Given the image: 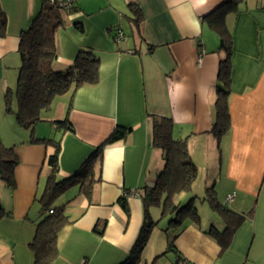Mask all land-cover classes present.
<instances>
[{"label": "crops", "instance_id": "0c3cea01", "mask_svg": "<svg viewBox=\"0 0 264 264\" xmlns=\"http://www.w3.org/2000/svg\"><path fill=\"white\" fill-rule=\"evenodd\" d=\"M41 1L0 0L7 20L0 37V113H5L6 90L16 86L21 31ZM227 1L75 0L77 11L63 16V27L56 33L53 67L65 70L79 51L90 50L99 59V78L55 98L30 136L16 121L12 125L0 120L18 159L15 187L0 180L5 212L0 220V264H33L29 243L42 215L38 199L54 148L31 143L32 136L59 143V179L75 175L102 146L90 199L73 185L55 203L66 205L69 223L57 238L58 255L52 264H124L146 222L143 198L164 166L162 150L151 142L150 115L169 118L173 137L186 140L197 167L194 182L202 183L203 198L212 188L225 205V197L234 193L225 206L248 217L225 250L205 233L211 226L223 229L211 209L215 217L207 223L199 215L197 222L185 219L181 226L169 227L171 217H166L161 228L151 230L139 264H264V0H240L225 18L232 39L230 127L217 138L212 132L215 89L225 54L219 50V35L204 17ZM130 4L139 9L137 25L130 19ZM74 24H81L83 31L77 32ZM115 28L122 39H115ZM66 116L71 131L52 125ZM117 127L129 131L123 139L105 144ZM187 195L178 194L174 202L183 205ZM159 212V207H151V220H162ZM148 249L155 254H144Z\"/></svg>", "mask_w": 264, "mask_h": 264}, {"label": "trees", "instance_id": "16d2710c", "mask_svg": "<svg viewBox=\"0 0 264 264\" xmlns=\"http://www.w3.org/2000/svg\"><path fill=\"white\" fill-rule=\"evenodd\" d=\"M240 0H228L212 13L204 17L209 28L219 35V50L225 54L219 64L214 100V122L212 132L215 137L223 136L230 127L228 111V96L230 93V54L231 34L225 24L228 14L236 11ZM68 3V7L66 5ZM75 0H42L39 10L29 26L21 31L18 53L20 67L16 86L13 90L7 89L4 95L5 114L13 115L19 127L30 130L31 135L37 123L41 122V114L47 111L53 100L66 93H74L83 85L95 84L99 78V59L90 50L79 51L71 66L65 70H56L53 67L57 59L56 33L63 27L64 15L77 11ZM130 19L137 25L140 12L134 4L129 5ZM7 20L0 7V37L5 34ZM77 32H82L81 24H74ZM151 142L154 147L163 152V169L157 174L154 185L144 196L145 219L135 243V247L124 264H139L140 253L146 244L151 230L157 222L151 220L149 209L160 208V217H171L168 226L179 227L185 219L193 222L199 220V214L194 206V199L179 205L174 198L180 193H188L197 175V167L192 161L185 139L175 138L172 135V122L164 116L150 115ZM52 125L62 131H71L68 117L52 122ZM129 129L117 127L105 144L123 139ZM31 143L52 144L53 154L47 158L50 173L38 202L42 215L35 225V232L29 248L33 253V264H52L58 255L57 238L66 224L69 223L65 215V204L55 207L54 203L68 188L77 185L80 192L90 199L92 186L97 181L95 169L101 162L102 146L97 148L90 157L83 162L79 171L70 178H58L59 143L50 139H35ZM18 159L14 155V147H6L0 139V180L13 189L15 187L14 171ZM99 169V168H98ZM202 201L207 202L223 222V229L218 230L211 226L205 233L213 238L221 250H225L247 214H239L229 210L214 197L212 188L206 191ZM121 207L126 210V201L120 199ZM49 210L52 213H48ZM5 212L0 206V220ZM171 245V244H170Z\"/></svg>", "mask_w": 264, "mask_h": 264}, {"label": "rangeland", "instance_id": "374dc122", "mask_svg": "<svg viewBox=\"0 0 264 264\" xmlns=\"http://www.w3.org/2000/svg\"><path fill=\"white\" fill-rule=\"evenodd\" d=\"M123 24H126V21H124ZM0 120L2 122H4V123H7V121H9L10 123H12V125L13 124L16 125L15 124V118H14V116L13 115H10V114L0 113ZM46 125H48V124H46ZM9 129H11V128H9ZM23 129L25 130V128H23ZM3 130H6V125L5 124L3 125ZM50 130H51V128H50ZM25 131H27L28 132V136H30V130L27 129ZM0 132H2V134H0V139L4 143L3 145L6 146V147H11L12 146V143L10 142V137H8L9 138V142H8V139H6V133L4 134L3 131H2V129H1V123H0ZM12 135H13V132H12V130H10V136H12ZM194 181H193L192 185L195 183V189H193L192 186H191V190L188 193H186V194H189V196L188 195L186 196L187 199H185L186 201H184L183 204H185L189 199H194V202H193L194 203V206L196 207L197 211L199 212V215L202 217L204 223L205 222L207 223V222H209V220H210L211 217H215V216H214V214H212V212H211L209 206L207 205V203H205V202L202 201V198H203V187L201 186L202 183L201 182H198L197 183V182H194ZM54 206L57 207V205L55 203H54ZM166 217H168V216L162 217V220H160V221L158 220L159 218L155 219V222H157L156 227L158 226V228H161L160 226L162 224V221ZM155 252H156V250L154 252H150V249H148L147 250V253L144 252V254L153 255V254H155ZM142 260H145L144 255H142Z\"/></svg>", "mask_w": 264, "mask_h": 264}, {"label": "built area", "instance_id": "2783aa9c", "mask_svg": "<svg viewBox=\"0 0 264 264\" xmlns=\"http://www.w3.org/2000/svg\"><path fill=\"white\" fill-rule=\"evenodd\" d=\"M68 7V3H67V5H66V8ZM114 35H115V39H122L123 38V33L121 32V30L120 29H118V28H115L114 29ZM203 54V52H201L200 53V56ZM234 196H235V194L234 193H231L230 195H227L226 197H225V199H224V204L225 205H228L233 199H234ZM48 213H52V211L51 210H49V212ZM179 264H186L185 262H181V263H179Z\"/></svg>", "mask_w": 264, "mask_h": 264}]
</instances>
